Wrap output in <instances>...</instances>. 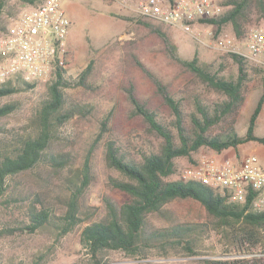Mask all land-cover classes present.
Segmentation results:
<instances>
[{"label":"trees","instance_id":"1","mask_svg":"<svg viewBox=\"0 0 264 264\" xmlns=\"http://www.w3.org/2000/svg\"><path fill=\"white\" fill-rule=\"evenodd\" d=\"M6 1L0 0V12ZM25 1L29 4L35 3V0ZM222 4V13L216 18L206 20L208 24L216 25V33L224 24L230 23L233 34L241 37L252 20L254 25L264 21V0H222ZM129 18L134 19L130 16ZM137 21L161 38L171 58L185 66L206 86L224 95V98L205 103L195 96V110L187 112L181 98H175L168 87L141 61H135L155 84L172 117L168 119L157 109L142 102L136 96L133 86L127 89L132 114L141 117L147 131L157 142L133 151V145H128L116 136L110 135L104 139L103 159L106 165L116 169L124 177L110 175L107 182L123 192L126 198L121 202L109 196L103 198L105 212L100 218L83 225L80 232L81 245L93 264H104V253L107 251L145 257L147 251L153 248L162 250V255L167 254L170 249H180L186 255H195L197 235L202 232L198 224L178 222L161 226L153 224L149 218L152 213L166 216L165 205L172 200L190 198L205 208L216 221V225L223 229L225 237L230 239L233 251L241 254L232 258L216 259L211 263L264 264V210L252 209L250 197L244 201H234L226 189L215 188L195 179L170 178L177 172L175 158H190L191 152L201 146L221 152L249 140L264 145V135L254 133L256 119L264 102V78L263 90L250 116L246 132L240 135L233 124L245 100V63L252 62L237 53L224 52L237 63L239 72L235 79L224 78L209 65L199 64L196 53L191 59L182 58L160 25L139 19ZM68 54V51L64 54L66 64ZM91 68L92 62H89L77 76L71 77L66 75V67L56 66L52 77L47 81L44 96L30 116V129L26 128L23 132L17 128L3 129L0 132V199L8 194L14 200L11 211L13 218L8 223H0V237L15 232H34L47 224H52L61 233H66L83 221L79 216L84 207L80 200L94 179L90 152L109 130L108 116L100 121L99 131L82 162L79 182L71 187L67 197L63 199L58 194L51 197L47 190L36 191L32 194L26 210L21 211L17 201L23 200L24 196L8 193V189L16 176L34 171L36 167L50 166L58 171L75 163L76 156L70 149H66V145L57 148L53 145L62 138V126L74 117L89 115L93 110L92 104L71 101L66 95L67 88L89 87L87 77ZM36 84L37 82H26L17 78L1 82L0 98ZM16 104V101H10L0 105V119L14 111ZM88 208L91 207L85 206L83 210ZM92 213L94 211H90Z\"/></svg>","mask_w":264,"mask_h":264},{"label":"rangeland","instance_id":"2","mask_svg":"<svg viewBox=\"0 0 264 264\" xmlns=\"http://www.w3.org/2000/svg\"><path fill=\"white\" fill-rule=\"evenodd\" d=\"M31 5L25 0H7L0 12V29L5 28L12 17ZM70 26L65 39L68 51L66 75L75 77L92 62L87 77L88 88L78 86L66 89L67 97L74 102H87L93 105L92 112L85 117H74L60 128L62 138L56 141L54 148L65 146L76 156L75 163L55 171L50 166H39L16 176L9 187L11 194L24 196L17 201L21 211L36 191L47 190L53 197H67L78 183V175L87 150L99 131L100 121L108 116L109 130L99 139L92 153L94 179L81 197L80 203L89 206L79 216L83 219L70 231L61 233L60 229L47 224L34 232L22 231L0 237V264H93L80 242V232L85 223L100 218L105 212L103 198L109 196L121 202L126 196L123 192L108 184V177L124 178L119 171L108 167L103 159V141L110 135L120 138L133 151L139 147H148L157 139L147 131L141 117L132 114V106L127 97V89L133 86L136 96L166 118L171 112L163 104L151 78L136 64L141 61L145 67L164 83L175 98H181L184 110H195L194 97L205 103L224 98V95L206 86L185 66L171 58L164 42L148 27L129 18L128 10L115 0H63ZM126 17V18H125ZM253 20L247 27L253 26ZM168 35L176 52L185 59H191L196 53L198 63L209 65L219 76L235 79L238 65L224 52L212 48L213 37L219 34L233 35L230 23L224 24L214 35L210 25L192 26L185 31L179 26L158 24ZM246 79L243 93L245 100L233 124L235 131L244 135L250 116L263 90L264 68L245 63ZM47 81H39L33 87H25L17 92L0 98V105L16 101L17 108L0 119V132L3 129L23 132L30 129L29 121L33 110L45 94ZM219 127L216 126L215 128ZM29 131V130H27ZM254 133L264 135V102L256 119ZM1 135V133H0ZM65 143V144H64ZM223 153L221 155L220 153ZM217 152L201 146L191 152V157L175 158L177 172L170 178L176 179L186 167L201 159L217 157L219 159L243 153H254L264 168V145L249 140L237 147H229ZM233 154V155H232ZM9 199H11L9 201ZM8 201V202H7ZM14 200L8 194L0 199V223L12 220ZM9 204V205H8ZM60 204V203H59ZM166 216L149 214L155 225H168L178 222L196 223L202 228L197 235L195 255H186L180 249H170L163 254L155 248L147 251L145 257L128 256L122 252L104 253V264H213L211 261L232 258L241 255L233 251L230 239L225 237L223 229L216 225L205 208L193 199H175L165 205ZM90 211L94 213L90 214ZM14 222V221H13Z\"/></svg>","mask_w":264,"mask_h":264},{"label":"built area","instance_id":"3","mask_svg":"<svg viewBox=\"0 0 264 264\" xmlns=\"http://www.w3.org/2000/svg\"><path fill=\"white\" fill-rule=\"evenodd\" d=\"M135 20L179 26L191 31L192 26L216 25L207 19L218 17L224 10L222 0H115ZM63 0H35L10 23L0 29V83L9 79L26 82L48 81L56 66L66 67L65 39L70 19ZM222 52H234L264 68V21L249 27L241 37L219 34L210 45ZM180 179H195L206 185L226 189L232 200L250 197V207L264 210V168L254 153L240 158L210 157L186 167Z\"/></svg>","mask_w":264,"mask_h":264},{"label":"crops","instance_id":"4","mask_svg":"<svg viewBox=\"0 0 264 264\" xmlns=\"http://www.w3.org/2000/svg\"><path fill=\"white\" fill-rule=\"evenodd\" d=\"M244 143H246V142H244ZM242 144H243V143H242ZM239 145H240V144H239ZM220 154H221V155H223V153H222V152H221ZM244 154H245V153H243V154H241V155H239V156H237V155H234V157H233V158H235V159H236V158H240V157H241L242 155H244ZM232 155H233V154H232ZM219 156H220V155H219ZM219 156H218V157H219Z\"/></svg>","mask_w":264,"mask_h":264}]
</instances>
